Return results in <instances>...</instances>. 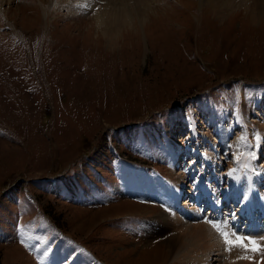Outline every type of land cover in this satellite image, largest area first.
<instances>
[{"label":"rangeland","instance_id":"374dc122","mask_svg":"<svg viewBox=\"0 0 264 264\" xmlns=\"http://www.w3.org/2000/svg\"><path fill=\"white\" fill-rule=\"evenodd\" d=\"M145 1L115 35L103 0L0 4V264H193L191 208L251 264L205 220L264 226V5Z\"/></svg>","mask_w":264,"mask_h":264},{"label":"bare ground","instance_id":"6f19581e","mask_svg":"<svg viewBox=\"0 0 264 264\" xmlns=\"http://www.w3.org/2000/svg\"><path fill=\"white\" fill-rule=\"evenodd\" d=\"M2 1L3 0H0V4H2ZM9 1H11V0H9ZM103 1L104 2L102 4L101 8L94 14V17H95L96 21L99 24H101V26L103 27L105 32L108 33V35H112V34L115 35L121 27H123L127 22H129L130 17H131V11L134 12L135 15L138 16L139 18H142L146 15L147 9L150 8L149 3L146 2L145 0H103ZM212 1L215 3V5L218 9H220L221 11H224V12L225 11L227 12V10L235 7L238 4L236 2V0H212ZM245 1L246 0H243V2H245ZM246 3H247V5H249L252 13H259L263 9L262 6L264 5V0H248V2H246ZM261 142H262V145H264V139ZM211 198H209L208 200H210ZM251 202H252V199H251ZM215 204H217V205H215ZM212 205H214V208L212 210H210L209 213H211V212L216 213L217 211L222 210L221 211V215H222L223 204L220 205L219 203H215L212 201L210 206H212ZM183 214L181 215L182 216L181 219H180L181 216L179 218H173V219L169 218V221H167L166 224L172 225V223H173L176 226L178 225L177 228L185 231L183 233L186 235V238L191 240V242L193 243L194 247H196V249H199V248H202L205 250L208 249L207 251H205L206 253L203 252L202 255H200L201 256L200 259H198L197 261L194 260L193 264H210L208 261V257L211 254H209V252L211 251V253H212V250H213L212 247H215V248L217 247V242L215 241L216 243H214L211 240V236H209L210 232L206 229L204 224L202 225L201 223L198 222V220H200L199 218L201 217V214H199L198 211H195L194 208L193 209L191 208L189 210V214H187V216L189 217V220L194 222V223L191 222L192 224L189 226H187L188 224L186 222H183V220H184L183 218H185V216H186ZM187 220H188V218H187ZM230 224H233L235 226L233 221ZM164 227H165V225H164ZM257 227H258V223L256 222L253 229L248 232L249 235L250 236L252 235L253 237H256V238L263 237L264 236V230H263L264 226H262L261 228L260 227L257 228ZM258 229H260L261 231ZM176 232H177V230H176ZM180 232L181 231L177 232L178 233L177 235H179ZM245 235H246V233H245ZM186 242H188V241H186ZM191 242H189V243H191ZM168 245H169V243H168ZM216 250H218L219 252L221 251V249H219V248ZM191 251H192V248H191ZM219 252H218V256H222V253H219ZM216 254H213V256ZM216 260H218V259H216ZM258 260H260V259L258 258L257 261ZM258 262H259V264H262V262H260V261H258Z\"/></svg>","mask_w":264,"mask_h":264},{"label":"snow or ice","instance_id":"6c2138e0","mask_svg":"<svg viewBox=\"0 0 264 264\" xmlns=\"http://www.w3.org/2000/svg\"><path fill=\"white\" fill-rule=\"evenodd\" d=\"M249 159H255V154L249 153ZM205 223H209L210 227L217 233L223 243L224 251L231 253L233 250H239L240 255L236 257L237 260H248L251 264H259L254 259L256 255H259L261 260H264V237L253 238L240 234L227 220L219 223L205 220ZM232 264H235V262H232Z\"/></svg>","mask_w":264,"mask_h":264}]
</instances>
